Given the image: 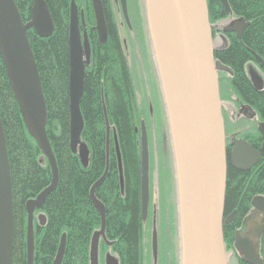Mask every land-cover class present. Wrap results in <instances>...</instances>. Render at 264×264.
Returning <instances> with one entry per match:
<instances>
[{"label": "water", "instance_id": "1", "mask_svg": "<svg viewBox=\"0 0 264 264\" xmlns=\"http://www.w3.org/2000/svg\"><path fill=\"white\" fill-rule=\"evenodd\" d=\"M226 6V1L222 0ZM147 29L156 63L163 103L168 121L175 168L181 264H227L223 238L226 185L224 121L217 70L225 66L214 59L211 27L206 0H144ZM98 40L107 38L101 0H91ZM128 21L126 0H120ZM79 12L74 0L69 7V145L81 163L89 161V149L81 141L83 118L79 107L84 88L85 66L90 61L86 35L81 41ZM40 37L52 34L54 24L45 0H32L29 20L23 21L14 0H0V54L14 98L29 135L35 139L47 159L51 181L25 203L26 264H33L34 211L58 184V167L47 133V108L35 58L27 31ZM264 125V124H263ZM262 126V125H261ZM264 127V126H263ZM260 130L261 127H260ZM264 135V132H262ZM108 134V127H107ZM108 151V145H106ZM264 151V148H263ZM258 155L242 141L235 140L231 163L246 170ZM141 217L147 215L149 201V150L147 133L140 132ZM104 174L93 184L90 197L100 215V230L92 236L90 264H98L99 237L104 235L105 207L93 193ZM253 211L263 213L264 196L251 200ZM43 224L45 218L39 215ZM260 227L252 222L244 233L235 232L233 246L249 264H261ZM66 235L62 234L52 264H61ZM13 240L12 184L6 139L0 118V264H10ZM106 264H116L108 257ZM229 264H237L234 256Z\"/></svg>", "mask_w": 264, "mask_h": 264}, {"label": "trees", "instance_id": "2", "mask_svg": "<svg viewBox=\"0 0 264 264\" xmlns=\"http://www.w3.org/2000/svg\"><path fill=\"white\" fill-rule=\"evenodd\" d=\"M71 0H45L54 30L47 37L27 31L39 73L47 108L46 133L58 167V184L34 211L33 264H52L62 233L66 234L61 264H90L92 236L100 230V215L90 197L93 184L107 173L94 189L105 207V228L100 236V253L116 254L120 264H140L143 221L140 204V109L127 58L113 25L100 43L94 28L91 0H75L85 9L90 61L85 66L84 88L79 107L83 118L80 134L89 149L84 166L69 145V53L68 24ZM23 21L29 20L32 0H14ZM105 21L113 13L101 0ZM208 15L212 12L207 2ZM251 44L264 49V0H252ZM236 49L226 55L234 63L236 80L243 56ZM238 67V68H237ZM241 85H245L241 79ZM220 86V80H219ZM221 93V92H220ZM253 96L263 100L253 92ZM251 100L254 98L250 97ZM0 118L6 139L12 184L13 240L10 264H26L25 203L47 187L51 171L35 140L28 134L11 90L0 54ZM108 127V134H107ZM108 145V151H106ZM171 183V182H170ZM264 196V161L250 171L226 165L223 216L234 213L223 224L224 242L232 245L234 231L251 210V200ZM39 215L45 218L42 224ZM264 259V237L259 240Z\"/></svg>", "mask_w": 264, "mask_h": 264}, {"label": "flooded vegetation", "instance_id": "3", "mask_svg": "<svg viewBox=\"0 0 264 264\" xmlns=\"http://www.w3.org/2000/svg\"><path fill=\"white\" fill-rule=\"evenodd\" d=\"M104 1L108 8L111 9V13H113L117 7L122 14L120 0ZM206 1L210 3V7L212 8V12H210L208 17L212 33L214 59L225 66V68L217 70V75L220 80L221 94L224 95L222 100V116L224 120L226 165L240 171H250L264 161V135L262 133L264 132L263 100L260 97L252 95L253 92L259 94V96L264 93V49L262 50L261 47L257 48L255 45L251 44L249 39L254 25L252 13L248 9L252 0H225L226 6L222 0ZM138 3L141 5L140 0H138ZM76 4L80 16L79 27L82 31L86 26L85 9L83 8V5L80 4V1ZM128 13L127 4V14ZM125 22L128 26L130 25V22H127L126 20ZM108 25L113 24L111 22H108L107 24L106 21L107 36ZM236 49L241 51L240 54H243V56L239 58L238 64L242 78L237 80L236 66L234 63L226 59V55L231 51L234 53ZM241 79L244 80L246 86L241 85ZM250 97H253L254 100H251ZM260 127L262 130H260ZM235 140L244 142L250 150L258 155L256 163L246 170L235 168L231 163V152L235 145ZM162 152L165 156L172 153L171 156L173 158L170 135L167 137L166 145L162 142ZM230 215L231 214L226 217L223 216V219L228 218ZM149 219L148 205L147 215L142 219L143 228L144 223ZM232 219L233 217L231 218V221ZM231 221L226 224H229ZM252 222H255V225L262 229L259 240L261 237H264V208L262 213L260 211H253L252 207L249 214L245 217L243 222H241V225L235 229L234 236L236 231L244 233L246 226ZM147 224L149 225L150 236L147 240L146 247L144 246L142 238L141 252L139 256L140 264H146V261H148V264H181L179 255H177L176 260L175 257H172V249L169 248L170 245L168 242L167 244L164 242L162 246L159 245V228L155 224V218L153 215H151V219ZM154 233L156 234L155 240L152 236ZM224 244L227 264H229L231 256L235 257L237 264H249L239 257L233 244L230 245L227 242H224ZM108 253L104 252L103 254L100 253L98 255V264H106L109 256L114 259L116 264H120V260L116 254L109 253L108 256ZM105 256L107 257L104 258ZM259 256L262 259L261 264H264V259L261 257L260 252Z\"/></svg>", "mask_w": 264, "mask_h": 264}, {"label": "rangeland", "instance_id": "4", "mask_svg": "<svg viewBox=\"0 0 264 264\" xmlns=\"http://www.w3.org/2000/svg\"><path fill=\"white\" fill-rule=\"evenodd\" d=\"M140 2L141 5L138 3V0L127 1L129 26L126 24L117 7L113 11L110 22L117 31L116 34L124 49L134 81L135 96L140 109V118L144 121L147 131L150 180L149 216L150 219L151 215L154 216L155 224L159 228V245L162 246L164 242L165 244L168 242L170 245L169 248L172 249V257H175L176 260L177 255L181 258L179 251L178 208L176 201L171 202L166 195L167 184L168 186L169 184L172 186V197L175 194L174 159L171 156L172 153L165 156L162 152V142L166 145L169 127L147 29L145 3L144 0H140ZM138 7L140 8V13ZM223 96L220 93L221 110ZM150 219L144 223L145 245L150 236V229L147 224ZM99 245L100 240L98 242V254H100ZM107 255L109 256V253ZM145 263L148 264V261Z\"/></svg>", "mask_w": 264, "mask_h": 264}, {"label": "bare ground", "instance_id": "5", "mask_svg": "<svg viewBox=\"0 0 264 264\" xmlns=\"http://www.w3.org/2000/svg\"><path fill=\"white\" fill-rule=\"evenodd\" d=\"M85 29L84 30H80V33H81V41L83 40V38H84V34L86 35V37L88 38V35H87V26H85L84 27ZM94 28H95V24H94ZM106 28H107V26H106ZM79 29H80V27H79ZM96 30V29H95ZM34 31V30H33ZM211 36H212V33H211ZM212 46H213V43H212ZM33 52V51H32ZM154 63H155V60H154ZM155 67H156V63H155ZM156 70H157V68H156ZM161 89V88H160ZM24 122V121H23ZM143 123H144V121H143ZM26 127V126H25ZM26 130H27V128H26ZM27 132H28V130H27ZM29 134V133H28ZM168 135H170V134H168ZM34 139V138H33ZM35 140V139H34ZM36 142V141H35ZM37 144V143H36ZM38 146V145H37ZM39 148V147H38ZM40 149V148H39ZM41 151V150H40ZM41 153H42V151H41ZM43 155V154H42ZM44 156V155H43ZM45 157V156H44ZM106 171V173H107V166L105 167V170H104V172ZM104 174V173H103ZM106 175V174H105ZM105 178V177H104ZM150 181V180H149ZM174 187H175V194H174V197H172V186H170V184H169V186H168V184H167V187H166V190H167V196H168V199H170L171 200V202H175L176 201V203L178 202V199H177V192H176V184L174 183ZM149 194H150V191H149ZM169 196H171V197H169ZM140 198H141V195H140ZM141 200V199H140ZM149 202V201H148ZM233 216H234V213L232 212L231 213ZM232 216V217H233ZM230 221H231V219H230ZM62 234H65V233H62ZM66 235V234H65ZM155 233L152 235L153 236V239L155 240ZM62 237V236H61ZM148 237V236H147ZM142 238H143V243H145V241H144V228L142 227V234H141V241H142ZM66 239V238H65ZM148 239H149V237H148ZM147 239V240H148ZM61 240V239H60ZM143 245V244H142ZM146 245H147V241H146ZM146 245L144 244V246L146 247ZM35 246V245H34ZM110 257V256H109ZM98 259V258H97Z\"/></svg>", "mask_w": 264, "mask_h": 264}]
</instances>
